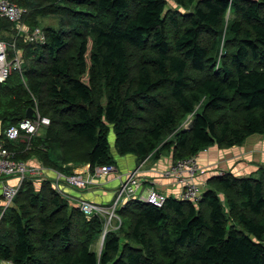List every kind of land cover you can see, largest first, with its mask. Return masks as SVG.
I'll list each match as a JSON object with an SVG mask.
<instances>
[{
    "label": "trees",
    "instance_id": "1",
    "mask_svg": "<svg viewBox=\"0 0 264 264\" xmlns=\"http://www.w3.org/2000/svg\"><path fill=\"white\" fill-rule=\"evenodd\" d=\"M36 15L47 43L27 44L21 74L0 83V126L34 106L51 119L31 145L6 139L17 158L64 164L116 163L173 151L175 160L213 145L233 147L264 134V0H14ZM235 43L217 69L225 17ZM8 22V23H7ZM3 26H12L3 21ZM38 26L37 23H30ZM65 34V35H64ZM192 122L184 124L189 116ZM72 174V171H69ZM28 177L0 223V262L13 264H264V172L211 179L198 204L130 201L99 254L91 246L104 217L88 220L52 180Z\"/></svg>",
    "mask_w": 264,
    "mask_h": 264
},
{
    "label": "built area",
    "instance_id": "2",
    "mask_svg": "<svg viewBox=\"0 0 264 264\" xmlns=\"http://www.w3.org/2000/svg\"><path fill=\"white\" fill-rule=\"evenodd\" d=\"M28 9L20 5L14 0H0V18L8 20L12 24L13 38L24 44L44 45L47 43V34L43 26H33L27 21ZM11 48V44L0 38V83L6 82L14 73L19 72L24 76L23 67L25 58L16 47ZM11 51L14 53L11 56ZM36 118L25 117L17 124L11 125L6 129L0 126V223L3 221L7 211L14 205L15 198L20 192L21 187L26 178L32 177L36 180H52L53 185L59 192H63L66 188H87L93 184L95 177H102L116 170L114 164L98 165L94 168L91 164H86L88 176H84V169L75 171L73 174H65L53 170L55 173L50 178L47 167L31 166L27 161L18 159L17 151L7 146L6 139L11 141L20 140L27 143V148L31 145L33 137L38 136L41 130L50 125L51 119L42 115L39 108L38 100L33 96ZM200 172L196 156L187 157L174 161L165 171V175L176 178L183 186L181 200L192 201L195 204L200 201L203 196L201 187L195 182V178ZM225 172H220L223 175ZM12 180L14 182L12 183ZM128 183H137L136 179L130 177ZM66 187V188H65ZM127 201L124 203L119 199L115 202L112 210L104 208L101 205L94 204L90 201H82L80 209L88 220L95 216L105 214L109 216L107 220L106 236L113 220L117 219V209L125 206L132 200L134 187L127 186ZM123 194V191L121 192ZM167 196L156 190L151 191L147 195H142L138 200L154 204L158 207L164 206ZM125 201V200H124ZM109 221V222H108ZM1 261L0 264H5Z\"/></svg>",
    "mask_w": 264,
    "mask_h": 264
},
{
    "label": "crops",
    "instance_id": "3",
    "mask_svg": "<svg viewBox=\"0 0 264 264\" xmlns=\"http://www.w3.org/2000/svg\"><path fill=\"white\" fill-rule=\"evenodd\" d=\"M3 21L8 20L0 18V23ZM1 25L2 24H0V38L11 44V48L15 49L16 47L24 55V45L27 44L20 41L16 42L13 38L12 26L7 28ZM13 55L14 53L11 51V56ZM21 77L26 83V80H24L25 76L21 75ZM188 118H192V115ZM189 125L190 124L187 122L184 124L185 128H188ZM41 132H43V130H41ZM110 135L111 134H109V136ZM112 144H114L115 147V136H113V138L111 137V147ZM112 152L116 161L115 171L102 177H95L93 184H90L85 189L65 187V191L59 192L55 186L54 188L63 195L71 192L72 194L70 195L78 202L81 200L90 201L109 210L113 209L118 199L126 203L127 189L125 187L127 186L134 187L131 201L138 200L140 196L149 194L153 189L166 195L167 198L173 197L181 199V194L183 192L182 184L178 182L176 178L165 175L166 169H168L174 161H177L174 159L173 151H165L160 154L155 152L143 160H140L134 154L120 155L116 147L115 151ZM195 156L200 166V172L195 178V182L201 187L203 193L207 188L212 187L213 184L211 179L220 176V172L222 171L225 173L230 172L237 177H259L261 173L264 172V134H253L242 144L233 147L213 145L201 150ZM29 164L35 167H46L42 162H37V160H31ZM85 165L86 164L74 165L73 163H68L62 166L64 168L62 170L48 167L47 169L50 178H53L52 175L55 174L53 170L70 174L69 171L74 173L81 169H84V176L87 177L88 172L86 171ZM130 177L136 179L137 183H128L127 185ZM37 181H39V183L41 182V180ZM13 182L14 180H12V183ZM122 191L123 194H121ZM117 215L119 217L112 221L110 229H117L123 223L119 211H117Z\"/></svg>",
    "mask_w": 264,
    "mask_h": 264
},
{
    "label": "rangeland",
    "instance_id": "4",
    "mask_svg": "<svg viewBox=\"0 0 264 264\" xmlns=\"http://www.w3.org/2000/svg\"><path fill=\"white\" fill-rule=\"evenodd\" d=\"M166 2H167L168 8L170 9V13L171 12H177V16L179 14H187V13L194 12L195 7H196V5L194 4V5L190 6V8H186L184 6L179 5L176 0H166ZM36 16L37 17L33 16V17L29 18V20H28L29 24L31 22H33V23H37L43 27H48V26H52L54 28L62 27L63 19L61 17H57L54 15L43 16V15H39V14H37ZM234 17H235V13H233L232 11L229 12L225 17V25H224V29H223V34H222V37L220 38V43H219L218 51H217V53H218L217 54V57H218L217 58V63H218L217 69L221 66V63L224 60V58L226 57V55L228 54V51H230L232 49V47L235 43V40L230 39L231 37L227 32L228 28L230 27L229 25L232 23V20H234ZM191 120H192V118H187L186 122L188 124H190ZM40 134H43V132H41ZM110 134L111 135L109 136V139L111 142V137L113 138V136H115V132H114V129L112 126H111V130H110ZM112 151H115L114 144H112ZM34 182H36V184H35L36 187L38 189H40L41 186L39 185V181L36 180ZM70 194H72V193L70 192L69 194L67 193V194H64L63 196H65V198L70 201L71 205H80L81 206L82 200L80 202H78V201L74 200ZM196 204H198V202ZM101 216L104 217V229H103V232L95 239V241L92 243V246H91L99 254L103 250V245H104L103 240H105V238H106V236H104L103 234H105L106 230L108 229L107 228V220H109V216H107L105 214H101ZM108 232H109V230H108ZM5 264H12V263L11 262H5Z\"/></svg>",
    "mask_w": 264,
    "mask_h": 264
},
{
    "label": "water",
    "instance_id": "5",
    "mask_svg": "<svg viewBox=\"0 0 264 264\" xmlns=\"http://www.w3.org/2000/svg\"><path fill=\"white\" fill-rule=\"evenodd\" d=\"M26 117H29V118H36L37 117L36 111H35V109L33 107H29L27 109Z\"/></svg>",
    "mask_w": 264,
    "mask_h": 264
},
{
    "label": "bare ground",
    "instance_id": "6",
    "mask_svg": "<svg viewBox=\"0 0 264 264\" xmlns=\"http://www.w3.org/2000/svg\"><path fill=\"white\" fill-rule=\"evenodd\" d=\"M8 23V22H7ZM2 26V25H1ZM7 27H8V24H7ZM65 35V34H64ZM24 80H25V78H24ZM193 116V115H192ZM197 158V157H196ZM24 184H25V182H24ZM154 190V189H153ZM152 191V190H151ZM178 199H180V198H178ZM167 200V199H166ZM199 203V202H198ZM104 241V240H103ZM102 241V242H103Z\"/></svg>",
    "mask_w": 264,
    "mask_h": 264
}]
</instances>
